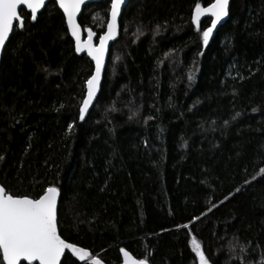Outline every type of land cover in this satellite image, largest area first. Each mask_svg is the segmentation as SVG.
I'll use <instances>...</instances> for the list:
<instances>
[{
    "label": "trees",
    "instance_id": "1",
    "mask_svg": "<svg viewBox=\"0 0 264 264\" xmlns=\"http://www.w3.org/2000/svg\"><path fill=\"white\" fill-rule=\"evenodd\" d=\"M212 2L129 0L84 121L93 66L53 1L35 22L21 9L4 48L0 185L21 196L56 186L61 238L105 264L121 249L148 264H199L193 241L210 264L264 259V0H231L204 45L210 19L198 31L191 16ZM109 7L85 6L82 30L97 39ZM61 264L79 263L66 253Z\"/></svg>",
    "mask_w": 264,
    "mask_h": 264
},
{
    "label": "snow or ice",
    "instance_id": "2",
    "mask_svg": "<svg viewBox=\"0 0 264 264\" xmlns=\"http://www.w3.org/2000/svg\"><path fill=\"white\" fill-rule=\"evenodd\" d=\"M85 2L86 0H55V3L63 10L69 32L76 40V52L86 50L87 55L95 62V73L86 81L87 94L79 107L81 120L85 118L97 94L108 42L116 38L117 18L121 15V6L126 4V0H111V18L107 21L106 33L99 37L98 46L92 43L91 31L88 33V40L81 43L76 17L81 10V5ZM45 4L46 0H0V49L5 47L9 33L14 31V20L19 21L20 27H23L24 20L18 13V7L26 5L31 10L32 19L35 20L38 9ZM229 8L230 0H213L207 8L202 7L200 3L195 5L191 21L198 31L201 17L205 15L211 17V26L199 32L204 45H208L210 37L213 36V30L229 16ZM137 31H140L139 28ZM191 79L192 76L189 75V80ZM239 115L240 113L237 112L236 116ZM72 127L70 124L69 131ZM58 195L59 189L54 185L47 186L36 196L14 195L0 186V254H2L0 264H20L21 260L27 261L28 264L33 261H39V264H59L65 249L70 250L80 261L90 258L89 251L66 242L58 234ZM184 227L187 228L188 225ZM237 246L239 247L238 243ZM193 247L195 255L199 258V264H210V258H207L206 253L201 250V244L193 241ZM121 252L127 258L124 264H146L145 260L137 262L128 258V252L124 249H121ZM239 252L247 254V249L239 247ZM233 258L239 259V256ZM90 259L91 264H101L98 258ZM261 264H264V259Z\"/></svg>",
    "mask_w": 264,
    "mask_h": 264
},
{
    "label": "water",
    "instance_id": "3",
    "mask_svg": "<svg viewBox=\"0 0 264 264\" xmlns=\"http://www.w3.org/2000/svg\"><path fill=\"white\" fill-rule=\"evenodd\" d=\"M50 1H53V2L55 3V0H46V4H47L48 2H50ZM100 1H103V0H86L85 4H82V5H81V10L77 13L76 21H77L78 32H79V35H80V39H81V43H82V44L88 40V33H89V31H91V30H89V29L86 30V31H83L82 28H81V26L78 24V19H79L80 15H81L82 9H83L85 6L89 5V4L98 3V2H100ZM108 1L110 2V7H109L108 16H107V21L110 20V18H111V17H110L111 0H108ZM128 2H129V0H126V4H122V6H121V15L118 16V18H117V35H116V38H115L114 40H110V41L108 42V50H107L106 53H105V64H104V67H103L102 70H101V81H100V85H99V87H98V89H97V94H96V96L94 97L93 104L90 105L88 112H86V114H85V118H86V116L89 114V112L92 110V108H93V106L95 105V103H96V101H97V99H98V96H99V94H100L101 87H102V83H103V78H104V73H105V70H106V67H107V63H108V60H109V56H110V50H111V47H112L114 41L117 40L118 37H119V32H120V20H121V18H122V14H123V12H124V10H125V8H126ZM230 2H231V0H230ZM46 4H45V5H46ZM55 4H56V3H55ZM45 5H44V6H45ZM44 6L38 9V11H37V17H38V15L42 12ZM56 6H57V8L60 10V12L62 13V15H63V17H64V20H65V26H66V30H67V34H68L70 40H71L72 43H73V47H74V51H75L76 55H77V56H85V57H86V58L92 63V66H93L92 74H91V76H92V75L95 73V62L91 59V57H89V56L87 55V51H86V50H83V51H81V52H79V53L76 52V40H75V38L71 35V33L69 32V30H68V28H67L66 17L64 16L63 10L59 8V5H58V4H56ZM208 6H209V5H208ZM208 6H206L205 8H207ZM21 9H25V10L30 14L31 21H32V22H35V20H36L37 18H36L35 20L32 19L31 10L28 9V8L26 7V5H20V6L18 7V13H20V10H21ZM19 15H20V14H19ZM204 19H210V26H211V17H210V15L202 16V17H201V21L204 20ZM227 19H228V17H226L225 20L222 21V22L217 26V28L213 30V36L210 37V40L214 37L216 31L220 28V26H222V25L227 21ZM23 24H24V23H23ZM13 26H14V28H15L16 26L20 27V23H19V21L14 20V21H13ZM210 26H209V27H210ZM106 31H107V22H106V26H105V28H104V32H103L100 36L104 35V34L106 33ZM91 32H92V31H91ZM12 33H13V31L9 33V38H8V40L6 41V44L8 43L10 37L12 36ZM92 33H93V32H92ZM100 36H99V37H100ZM99 37L96 39V35L93 33V35H92V43H93V45H96V46L99 45V42H100ZM210 40H209V41H210ZM5 46H6V45H5ZM4 48H5V47H4ZM4 48H3V49H0V63H1V59H2V55H3ZM91 76H90V77H91ZM90 77H89V78H90ZM89 78H88V79H89ZM86 94H87V83H85V95H84V97L86 96ZM81 104H82V103H81ZM80 106H81V105H80ZM85 118H84L83 120L80 119V121H84ZM0 186H1V185H0ZM58 201H59V195H58ZM58 234H59V233H58ZM66 242H67V241H66ZM68 243H69V242H68ZM78 247H79V246H78ZM81 248H82V247H81ZM83 249H85V248H83ZM85 250H86V251H89L88 249H85ZM124 250H125V249H124ZM125 251H126V250H125ZM127 252H128V251H127ZM66 253L69 254V255H70V256H71L76 262H78L79 264H91V259H90L91 257H95V258L100 259L98 256H94V255L89 251V253H90V258L86 259L85 261H80L79 258H78L77 256H74V255L71 253L70 250L65 249V252H64V254L61 256V259H60L59 264H61V262H62V260H63V257H64V255H65ZM1 256H2V254H1ZM120 258H121V261H120L119 264H124L125 259H127V258H125V257L123 256V253H122L121 251H120ZM128 258H130V259L133 260V261H137V262L139 261L138 259L134 258L129 252H128ZM100 260H101V259H100ZM20 264H28V262H27V261H24V260H21ZM31 264H39V261H33V262H31ZM101 264H105V263L101 260ZM146 264H148V263L146 262Z\"/></svg>",
    "mask_w": 264,
    "mask_h": 264
}]
</instances>
